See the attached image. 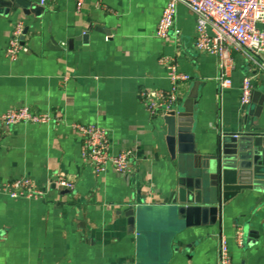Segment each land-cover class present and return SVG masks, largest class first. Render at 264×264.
Returning <instances> with one entry per match:
<instances>
[{
    "label": "crops",
    "instance_id": "crops-1",
    "mask_svg": "<svg viewBox=\"0 0 264 264\" xmlns=\"http://www.w3.org/2000/svg\"><path fill=\"white\" fill-rule=\"evenodd\" d=\"M30 1L43 6L39 19L22 9L0 14V183L30 177L47 195L13 199L0 192V264H219L222 237L234 264H264L260 193L229 202L221 227L181 223L176 232L167 206L180 163L169 153L164 116H153L140 95L169 89L161 60H174L191 76L179 85V105L196 93V148L207 153L220 134L264 133V71L232 52V85L221 89L218 59L196 49V19L186 6H178L169 37L157 36L168 0H85L81 8L78 0ZM18 23L30 28L23 44L28 51L11 61L6 51ZM248 75L254 88L243 105ZM256 92L261 104L253 102ZM21 106L56 120L1 123L7 110ZM73 123L107 129L115 154L134 149L132 172L109 167L96 174ZM58 175L74 188L51 184ZM133 208L134 216L127 214ZM246 221L258 237L242 235L238 242Z\"/></svg>",
    "mask_w": 264,
    "mask_h": 264
},
{
    "label": "built area",
    "instance_id": "built-area-1",
    "mask_svg": "<svg viewBox=\"0 0 264 264\" xmlns=\"http://www.w3.org/2000/svg\"><path fill=\"white\" fill-rule=\"evenodd\" d=\"M56 0H40L45 5ZM85 0H78L81 8ZM179 5L186 6L196 19L195 47L198 51L214 55L218 59L219 86L226 89L232 85V73L235 68L232 52L242 53L251 64L264 71V0H168L157 25V36L169 37L175 27ZM24 31L22 23L14 26L8 43L7 57L17 61L22 52L28 51L21 42ZM161 62L167 68L170 87L168 90L144 89L140 95L148 111L153 116H165L179 106V85L191 79V76L179 70L174 60L164 57ZM253 79L245 76L241 87L240 101L248 105L252 99ZM56 116L42 113L29 106L7 110L1 116V123L12 126L19 123L50 124ZM82 139V155L92 164L96 174H102L113 167L118 173L132 172V161L135 150L122 149L112 152V143L107 129L96 124L73 123ZM64 189H73L74 182L64 175L56 176L51 182ZM0 192L13 199L20 197L42 199L47 195L30 177H19L0 183ZM242 230L238 229L236 239L241 241ZM219 264H234L228 242L222 237L220 244Z\"/></svg>",
    "mask_w": 264,
    "mask_h": 264
},
{
    "label": "water",
    "instance_id": "water-1",
    "mask_svg": "<svg viewBox=\"0 0 264 264\" xmlns=\"http://www.w3.org/2000/svg\"><path fill=\"white\" fill-rule=\"evenodd\" d=\"M19 9L36 19L44 12L43 6L30 0H0V14L8 15ZM29 30L26 27L23 31L22 44ZM258 94L255 93L253 102L261 104ZM196 102L193 93L164 116L169 153L180 163L179 185L167 206V211L176 218V232L191 225L221 227L229 213L228 203L237 196L246 192L264 196V133L220 134L210 152L200 153L194 135ZM127 214L134 216V208ZM241 230L243 236L258 237L250 221Z\"/></svg>",
    "mask_w": 264,
    "mask_h": 264
}]
</instances>
